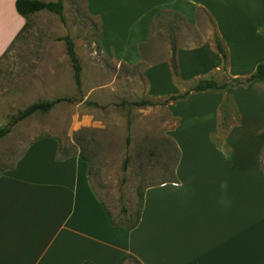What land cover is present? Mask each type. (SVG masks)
<instances>
[{
  "label": "crops",
  "instance_id": "crops-1",
  "mask_svg": "<svg viewBox=\"0 0 264 264\" xmlns=\"http://www.w3.org/2000/svg\"><path fill=\"white\" fill-rule=\"evenodd\" d=\"M83 1L115 61L136 66L154 24L170 29L178 19L214 27L207 42L173 49L182 83L203 76L222 83L214 78L222 70L215 34L228 52V79L245 78L264 63V0ZM158 12L166 14L156 18ZM25 24L16 0H0V58ZM144 72L152 97L189 90L176 84L169 62ZM164 106L175 120L177 162L170 179L142 190L133 229L112 225L82 158L59 159L60 141L40 138L0 171V264H118L125 255L142 264H264V80Z\"/></svg>",
  "mask_w": 264,
  "mask_h": 264
},
{
  "label": "rangeland",
  "instance_id": "rangeland-1",
  "mask_svg": "<svg viewBox=\"0 0 264 264\" xmlns=\"http://www.w3.org/2000/svg\"><path fill=\"white\" fill-rule=\"evenodd\" d=\"M62 1L65 22L46 10L31 16L0 60V128L33 103L64 99L50 111L15 124L0 140V171L13 167L34 141L57 138L69 155L86 158L94 193L125 226V220L138 213V192L170 179L177 162V149L170 137L175 120L167 107L131 105L141 100L161 103L166 98L151 96L144 71L154 63L169 62L171 66L173 49L207 42L214 27L208 21L191 27L176 19L170 21L169 29L158 21L144 50L145 61L130 66L104 52L99 20L88 14L83 0ZM66 36L73 39L82 65L80 88L66 44L58 40ZM243 72L249 74L248 69ZM214 78L229 80L223 70ZM201 79L207 77L176 84L191 89ZM227 115L237 119L235 113ZM221 120L226 123L223 111ZM260 161L264 167V152Z\"/></svg>",
  "mask_w": 264,
  "mask_h": 264
},
{
  "label": "trees",
  "instance_id": "trees-1",
  "mask_svg": "<svg viewBox=\"0 0 264 264\" xmlns=\"http://www.w3.org/2000/svg\"><path fill=\"white\" fill-rule=\"evenodd\" d=\"M63 8H64V6H63L62 0H58L57 2H45L43 0H16V11L18 12V14L20 16H22L26 20V24L24 25V27L22 28L20 33H22L24 31V29L27 27L29 18L31 16H33V15H35L41 11H44V10L49 11V12L54 13V14H57L61 18L62 22H65V18L63 16ZM165 14L166 13H164V12H158L156 14V18H162V17H164ZM168 14H169V16H176L175 14H172V13L171 14L168 13ZM15 40H14V42H15ZM58 40H62L66 44V53H67V55L71 61V64H72V67L74 70L75 83H76L77 87L80 88L81 87L82 65H81L79 56L76 53L74 41L70 36H66V37L60 38ZM147 45H149V44L144 43L140 47L142 59H143V57L145 58L144 50H145V47H147ZM214 46H215V50L217 51V53L222 58V70L224 72H226L227 66H228V52H227V49H226L224 43L222 42V40L220 39V37L217 34L214 35ZM8 50L5 52L4 55H6ZM2 57L0 58V60L2 59ZM171 69H172L174 79L176 81H178L179 80V70H178L177 61L175 59V55H174L173 59L171 60ZM255 80H264V63H260L256 67L255 71L251 75H249L245 78L229 79L228 81H224L222 83H218L217 81L212 80V79H201L198 82H196L191 89L185 91L184 93L178 94V95H171L161 103H155V102H152L150 100H141V101L131 103V105L136 106V107L154 106V105H158V104L167 105L170 102H175L178 100H184V99L188 98L191 93L226 92L229 88L247 85V84H249ZM63 100L64 99H56L53 101H39V102L31 104L30 106H28L24 110H20L16 116L12 117L10 123L7 126L0 128V140H2L4 137H6L11 132L12 127L15 124L21 122L22 120H24V119H26V118H28V117H30L33 114H36L38 112H48L54 106H56L58 103H60ZM228 103H231V98L229 96H227L225 98V101H224V104L222 105V108L225 109V107L227 106ZM224 130H225V128H224ZM59 155H60L59 159H66L69 157L76 156V155H69V150L62 148L61 143H60V147H59ZM77 156L82 158L85 162L87 161L86 158H84L82 155H77ZM138 196L140 199L138 213L134 217H129L128 219H126L125 220V226L120 225V223L118 222V220L116 218H113L110 214H108L109 219L115 228H117L119 230H129V229H133L138 224V222L140 220V213L142 210L143 192L139 191ZM127 260H129L130 262L126 263ZM83 264H93V263L90 261H86ZM118 264H142V263H140V261H138V259H136L135 257H132L130 255H125L119 261Z\"/></svg>",
  "mask_w": 264,
  "mask_h": 264
}]
</instances>
